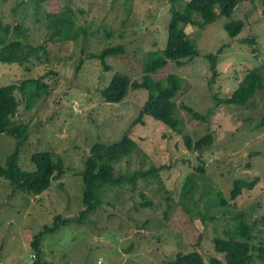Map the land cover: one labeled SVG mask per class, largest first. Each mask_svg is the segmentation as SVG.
I'll return each mask as SVG.
<instances>
[{
	"label": "rangeland",
	"instance_id": "rangeland-1",
	"mask_svg": "<svg viewBox=\"0 0 264 264\" xmlns=\"http://www.w3.org/2000/svg\"><path fill=\"white\" fill-rule=\"evenodd\" d=\"M187 1L0 0V19L24 24L28 43L47 51L24 64L0 62V86L27 79L46 86L37 93L28 82L16 93L20 105L14 124L28 127L20 167L34 171L32 155L50 152L65 171L37 195L0 178V264H32L31 243L44 226H52L57 214L80 217L86 208L82 171L92 147L118 142L124 135L138 149L115 165L118 175L162 170L135 185L107 186L101 192L103 204L82 223L42 239L43 259L57 264H166L196 251L207 264L213 259L225 264L214 242L237 225L242 211L253 227V243H264V126L258 127L264 88L244 106L220 100L230 97L252 69L259 70L264 82V0H243L230 17L220 15L204 29L185 25L198 54L182 65L170 60L153 74L185 78L176 100L182 134L149 115L135 124L148 99L145 88H130L120 103L103 96L116 73L141 79L147 53L167 48L173 6L183 9ZM66 8L75 12L86 33L73 42L52 40L47 14ZM238 19L245 21L244 30L231 38L225 24ZM14 39L13 34L8 41ZM113 46L123 52L107 57V70L93 56ZM208 54L217 55L215 75ZM184 105L206 116V122L193 118ZM207 134L213 136L210 147L201 152L187 147L186 136L195 144ZM15 146L16 139L0 134V166ZM256 177L260 180L253 190L230 198L235 179ZM188 179L195 187L191 197L186 196ZM220 195L226 203H220Z\"/></svg>",
	"mask_w": 264,
	"mask_h": 264
},
{
	"label": "trees",
	"instance_id": "trees-1",
	"mask_svg": "<svg viewBox=\"0 0 264 264\" xmlns=\"http://www.w3.org/2000/svg\"><path fill=\"white\" fill-rule=\"evenodd\" d=\"M7 2L8 0H3ZM243 0H189L183 9L177 6L172 8V20L169 27V40L164 51H151L147 53L143 61V75L141 79H130L126 75L116 73L110 84L103 89V96L110 103L122 102L130 88H145L149 91L148 99L141 107L140 116L135 124L143 123V117L149 115L154 119L166 124L174 131L182 134L181 120L176 117L178 109L177 96L185 87V78L177 73H170L165 78L153 76L159 70L167 66L170 60H175L180 65L187 59H193L198 53L196 46L186 33L185 25H195L204 29L207 24L214 22L220 15L230 17L236 7ZM48 27L51 31V39L59 42H73L78 40L86 30L79 24L75 12L71 8L62 11L49 12L47 14ZM184 24V25H182ZM245 27L242 19L231 20L225 24V30L231 38H236ZM16 39L8 41L11 35ZM28 30L24 24L11 25L0 19V62L8 64H24L32 59H40L47 51L44 45H31L27 41ZM121 46H113L93 57H100L107 70L111 66L106 59L110 55L121 54ZM221 51H219L220 54ZM211 62L213 75L217 73V55L208 54ZM83 62V60H82ZM214 79V78H213ZM28 82L34 84L38 90L45 89L40 80L27 79L21 84L9 83L0 86V134H6L16 139V146L11 155L8 156L4 166H0V178L9 181L14 188L32 194H41L47 190L52 181L64 175L65 171L61 165L54 160L50 152H37L32 155V162L35 164L34 171H24L19 164L20 148L27 141L28 127L25 124L15 125L13 117L16 115L20 101L17 91H24ZM264 88L263 78L257 69L249 71L234 90L232 95L220 99L226 104L244 106L252 97ZM187 112L195 119L206 122V116L194 108L184 105ZM264 126V116L258 127ZM187 147L202 151L213 144V136L207 134L193 144L189 136L185 138ZM138 149V144L130 136L124 135L122 140L106 144L96 143L91 150L87 160L86 168L82 171L83 180V203L86 205L81 211L78 219H63L57 214L52 226H44L42 231L34 236L31 247L34 252L32 264H57L53 261L43 259L41 249L42 239L52 235L59 228L72 223H82L90 212L96 211L102 204L101 192L107 186L123 185L127 182L136 184V181L148 176H158L161 168L151 169L147 172H137L134 175H118L115 165L122 161V158L129 156ZM260 178L253 180L237 178L233 182L230 191V198L235 200L244 190H253ZM194 182L188 179L186 185V196L191 197L194 193ZM219 194H221L219 192ZM221 204L226 200L220 195ZM238 223L233 229H227L224 237L215 239V250L224 256L225 264H264V243L254 244V231L251 223L246 220V213L240 212L237 217ZM264 223V215L262 217ZM212 264H222L221 261L213 259ZM166 264H207L202 255L196 251L186 254H179L176 259Z\"/></svg>",
	"mask_w": 264,
	"mask_h": 264
}]
</instances>
